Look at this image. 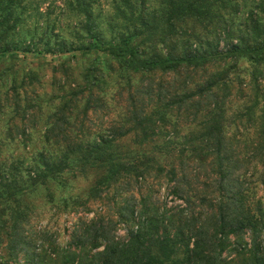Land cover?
<instances>
[{"label": "trees", "instance_id": "1", "mask_svg": "<svg viewBox=\"0 0 264 264\" xmlns=\"http://www.w3.org/2000/svg\"><path fill=\"white\" fill-rule=\"evenodd\" d=\"M99 1L22 42L20 0H0V264H264L239 174L264 186V0ZM53 211L84 216L65 242Z\"/></svg>", "mask_w": 264, "mask_h": 264}, {"label": "rangeland", "instance_id": "2", "mask_svg": "<svg viewBox=\"0 0 264 264\" xmlns=\"http://www.w3.org/2000/svg\"><path fill=\"white\" fill-rule=\"evenodd\" d=\"M66 0H20L18 3V7L16 8V14L20 18V26L18 28V40L19 41H28L30 37L33 36V33L37 34V28L43 30L47 25L55 26L56 32H66L67 25L73 22V19L69 17V14L64 12V5ZM113 0H100L98 3V8H101L102 14L104 16H111L113 14L112 8ZM40 30V31H41ZM64 37H66L64 35ZM37 41V37L35 38ZM22 56L20 55V60L18 63V67L20 69H25L35 71L37 73V59L27 57L23 62L21 61ZM50 57H47V60H50ZM54 64L53 62H51ZM241 69L248 70L249 65L246 62L240 63ZM244 75H246L244 73ZM236 98L233 99L232 104L230 105V111L237 112L241 109V105L244 102L243 99L237 93H234ZM226 135L230 136L233 132V127H229L227 124ZM243 129V128H242ZM228 131V133H227ZM246 134V138L252 139V130ZM33 139H36V136L33 135ZM254 163V162H253ZM254 165V164H253ZM261 169L259 166L256 168L252 167L247 170V168H243L240 170L239 174L241 175V179L245 185H243L244 190L249 191L250 199L260 200L264 207V186L259 184ZM72 194H80L82 190L86 187L85 183L82 181L72 183ZM159 197V201L161 204L165 205L167 208H171L177 205H180L181 202L175 201L172 196L169 194L167 187H162L157 194ZM80 217H84L82 214H65L59 213L56 214L54 211L46 214L45 219H43L41 225L46 226L47 229L51 230V232H56L60 234V239L62 242H65L68 239V235L73 231L74 226L77 222V219ZM90 219L93 217V213L85 216ZM125 235L124 227L120 226L117 231V237L123 238Z\"/></svg>", "mask_w": 264, "mask_h": 264}]
</instances>
